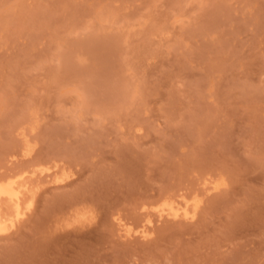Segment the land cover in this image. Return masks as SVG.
Wrapping results in <instances>:
<instances>
[{
    "label": "rangeland",
    "instance_id": "rangeland-1",
    "mask_svg": "<svg viewBox=\"0 0 264 264\" xmlns=\"http://www.w3.org/2000/svg\"><path fill=\"white\" fill-rule=\"evenodd\" d=\"M7 178L0 264H264V0H0Z\"/></svg>",
    "mask_w": 264,
    "mask_h": 264
},
{
    "label": "bare ground",
    "instance_id": "bare-ground-1",
    "mask_svg": "<svg viewBox=\"0 0 264 264\" xmlns=\"http://www.w3.org/2000/svg\"><path fill=\"white\" fill-rule=\"evenodd\" d=\"M23 174L25 175L26 173L24 172ZM14 178H9V179L7 178V180L0 182V202L4 201L8 203L12 207V211H13L12 215L8 216V218H5L0 212V231L6 230L5 226L7 227L8 225H5V224H7V222H9L11 225H14L17 219L25 215L24 209L22 210L21 208L22 198H23L22 196L24 195L22 188L26 189L27 186L21 185V186L16 187L17 182L15 181ZM30 205H31V202L28 203L25 208L29 209ZM165 206L167 207V210H164V209L162 210L168 211V214L174 217H178L181 213H183L185 217L193 216L188 211L186 204L184 206H175L173 205V203L172 204L167 203L165 204Z\"/></svg>",
    "mask_w": 264,
    "mask_h": 264
}]
</instances>
